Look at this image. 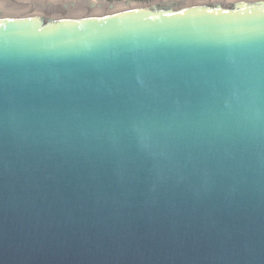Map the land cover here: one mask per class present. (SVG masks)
<instances>
[{"label": "water", "instance_id": "water-1", "mask_svg": "<svg viewBox=\"0 0 264 264\" xmlns=\"http://www.w3.org/2000/svg\"><path fill=\"white\" fill-rule=\"evenodd\" d=\"M0 264H264V0H0Z\"/></svg>", "mask_w": 264, "mask_h": 264}]
</instances>
